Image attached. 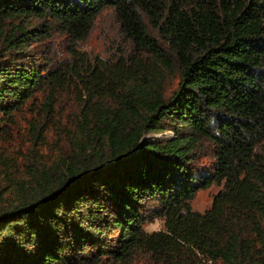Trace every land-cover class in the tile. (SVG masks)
<instances>
[{
    "label": "trees",
    "instance_id": "trees-1",
    "mask_svg": "<svg viewBox=\"0 0 264 264\" xmlns=\"http://www.w3.org/2000/svg\"><path fill=\"white\" fill-rule=\"evenodd\" d=\"M106 7L134 50L91 58ZM0 264H264V0H0Z\"/></svg>",
    "mask_w": 264,
    "mask_h": 264
},
{
    "label": "rangeland",
    "instance_id": "rangeland-1",
    "mask_svg": "<svg viewBox=\"0 0 264 264\" xmlns=\"http://www.w3.org/2000/svg\"><path fill=\"white\" fill-rule=\"evenodd\" d=\"M153 35H156L155 32H151ZM68 46L67 38L59 34L58 32L53 31L50 35V41L47 43H43L40 45L41 48H37L32 52L30 56L31 60H36L39 64H42L43 58H47L48 64H52V59L56 60L61 59L65 54V49ZM78 47L85 51L91 58H100V59H109L114 54H128L134 50L132 43L130 40L124 35L121 26L119 25L115 12L113 8L106 7L104 8L95 18L92 28L90 29L89 33L87 34L86 38L83 41L78 43ZM46 49H51L52 53L49 52L44 53ZM34 57V58H33ZM177 78L174 76L172 79V86L174 88L176 86ZM39 100V97H38ZM71 100L69 95H63L61 98L62 102H68ZM30 102L25 104V108L17 113L15 116L17 118V126L13 130V147L21 148V153L19 154V158L17 159L20 163L17 167V171L23 174L27 168L31 165L26 164L28 163V159H31L32 151H29V147L31 143L28 140L25 142L20 140L16 132L19 134H23L24 127L26 122L28 121L30 114L27 111ZM54 136L55 134L52 133ZM169 137L173 136L172 131H165V132H158L153 135L147 136L145 135L143 138L150 140L154 138H162V137ZM25 137L28 135L25 133ZM54 141L52 139L49 140L48 146H42L41 154L46 152L50 145H52ZM32 146V145H31ZM48 156V153H46ZM207 158H202L201 162H205ZM221 188V184L211 183L208 187L198 189L195 193L193 199L191 200V206L194 210L199 212H203L209 208L212 202V198L214 194ZM161 227H162V220L160 218H155ZM146 228L149 226V222H145L143 225Z\"/></svg>",
    "mask_w": 264,
    "mask_h": 264
},
{
    "label": "clouds",
    "instance_id": "clouds-1",
    "mask_svg": "<svg viewBox=\"0 0 264 264\" xmlns=\"http://www.w3.org/2000/svg\"><path fill=\"white\" fill-rule=\"evenodd\" d=\"M145 230L148 232L149 235H151L153 231H160L161 225L157 220L154 219L153 221L149 222V226Z\"/></svg>",
    "mask_w": 264,
    "mask_h": 264
}]
</instances>
